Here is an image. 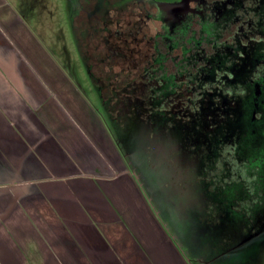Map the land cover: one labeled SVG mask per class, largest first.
Returning a JSON list of instances; mask_svg holds the SVG:
<instances>
[{
  "label": "rangeland",
  "instance_id": "obj_1",
  "mask_svg": "<svg viewBox=\"0 0 264 264\" xmlns=\"http://www.w3.org/2000/svg\"><path fill=\"white\" fill-rule=\"evenodd\" d=\"M68 1L62 8V0H48L56 5L57 30L49 24L54 36L41 29L37 38L94 102L183 263L264 264V79L252 89L253 99L244 88L236 99L208 84L195 98L183 77L159 95L162 83L147 80L157 55L154 38L181 24L177 16L192 1ZM35 5L34 21H42ZM69 7L79 52L63 24ZM242 44L248 45L245 56L235 58L233 78L223 86L250 72L249 52L264 44V36Z\"/></svg>",
  "mask_w": 264,
  "mask_h": 264
},
{
  "label": "crops",
  "instance_id": "obj_2",
  "mask_svg": "<svg viewBox=\"0 0 264 264\" xmlns=\"http://www.w3.org/2000/svg\"><path fill=\"white\" fill-rule=\"evenodd\" d=\"M51 7L0 0V264H185L94 102L38 40L57 30Z\"/></svg>",
  "mask_w": 264,
  "mask_h": 264
},
{
  "label": "trees",
  "instance_id": "obj_3",
  "mask_svg": "<svg viewBox=\"0 0 264 264\" xmlns=\"http://www.w3.org/2000/svg\"><path fill=\"white\" fill-rule=\"evenodd\" d=\"M204 1L203 16L187 15L169 33L154 38L157 55L153 58L154 66L150 68L147 80L152 78L160 85L162 83L159 95L164 94L165 88L173 91L171 88L177 86V78L183 77L191 86L195 98H200L206 83L211 82V88H222L223 95L238 98L241 95L240 88H244L246 90L243 93L247 92V96L252 98L255 84H261L264 79V55H261L264 54V48L258 50L261 59L259 65H255L242 80H235L229 86L221 87L218 82H230L233 78L230 71L225 67L216 69L211 66L212 71L208 69H211L209 63L219 58L221 66L230 67L242 51L241 41L245 36L264 34V0ZM208 74H211L212 81L207 80ZM242 98L249 99L244 94ZM227 152L232 156V153Z\"/></svg>",
  "mask_w": 264,
  "mask_h": 264
},
{
  "label": "flooded vegetation",
  "instance_id": "obj_4",
  "mask_svg": "<svg viewBox=\"0 0 264 264\" xmlns=\"http://www.w3.org/2000/svg\"><path fill=\"white\" fill-rule=\"evenodd\" d=\"M192 1V3H193V6H192V8L189 6L188 8H187V10H186V12H185V14L184 15H180V17L179 16H177V19H178V22L177 23H179V21H180V19H186V17H187V15L188 16H190V15H199V16H203V14H204V12H203V10H202V7L205 5V1L204 0H191ZM190 1V2H191ZM258 2V1H257ZM222 12V11H221ZM184 20H182L181 21V23L184 21ZM252 36H264V34H257V35H249V36H245L243 39H242V41H241V44H242V42L244 41V40H246V39H250ZM259 42V41H258ZM242 50L243 49H245V47H248V45H243L242 44ZM261 48H264V44L263 45H261V44H257V45H255V48L253 49V51L252 50H250V52H249V56H253V64H252V66H250V69H253V67L255 66V65H259V61H261V59L259 58V54H258V50H260ZM240 53H242V55H243V57L245 56L244 55V53H243V51H241ZM240 53H239V55H238V57L240 56ZM262 56L264 55V54H261ZM237 57V58H238ZM220 61H221V58H220ZM256 61H257V63H256ZM209 66H210V68H211V63H209ZM236 66V64L234 63L233 65H230V67H228V65L227 66H217V68L216 69H220V68H222V67H225V69L227 70V71H230L231 72V70H232V67H235ZM264 67V66H263ZM209 71L211 70L212 71V68L211 69H208ZM264 77V76H263ZM92 80L94 81V79L92 78ZM212 81V80H211ZM210 81V82H211ZM212 83V82H211ZM211 83L210 84H208V83H206V84H208V85H210V87H211ZM222 83H224L223 81H220V82H218V85H221ZM263 83V82H262ZM260 84V83H259ZM223 85H221V87H222ZM232 98H235L234 96H232ZM237 99V98H236Z\"/></svg>",
  "mask_w": 264,
  "mask_h": 264
}]
</instances>
